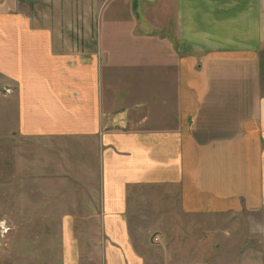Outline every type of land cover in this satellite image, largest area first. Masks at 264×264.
I'll use <instances>...</instances> for the list:
<instances>
[{
  "label": "crops",
  "instance_id": "crops-1",
  "mask_svg": "<svg viewBox=\"0 0 264 264\" xmlns=\"http://www.w3.org/2000/svg\"><path fill=\"white\" fill-rule=\"evenodd\" d=\"M172 2L175 89L138 121L132 102L111 103L98 3L0 0L13 134L80 139L77 153L95 154L102 264H264V0ZM165 3L148 6L151 27L164 29ZM71 231L66 221L50 264H80Z\"/></svg>",
  "mask_w": 264,
  "mask_h": 264
},
{
  "label": "rangeland",
  "instance_id": "rangeland-1",
  "mask_svg": "<svg viewBox=\"0 0 264 264\" xmlns=\"http://www.w3.org/2000/svg\"><path fill=\"white\" fill-rule=\"evenodd\" d=\"M90 1L91 7L93 3L100 6L96 18L97 21L101 18L99 35L104 40L101 47L107 58L104 79L115 90L111 103L115 101L118 110H124L132 102L136 108L133 115L139 121L145 115L142 105L149 107L162 86L166 91L174 88L172 77L177 69L174 55L180 51L173 14L169 12L173 2L165 0L167 10L159 14L165 16V27L157 29L146 20L155 15L148 11L151 10L148 6L159 4V0H115L114 11L109 7L103 11L108 0ZM142 1L146 9L140 11ZM261 67L264 69V57ZM11 88H0V92L10 96ZM160 95L167 97L166 92ZM0 96V264H50L47 257L54 253L59 256L56 249H50L62 242L66 221L72 230L74 247L81 251L80 264H102L97 253L102 233L94 214L99 208L100 181L95 154L87 153L88 148L77 153L76 149L80 150L77 144H84L80 139L19 138L13 134V100ZM86 143L94 148V142ZM86 164L90 174L83 172ZM150 191L140 190L138 195ZM224 225L236 226L237 222ZM224 249L225 254L227 248Z\"/></svg>",
  "mask_w": 264,
  "mask_h": 264
}]
</instances>
